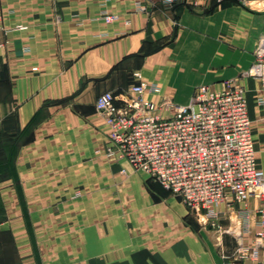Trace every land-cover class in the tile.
<instances>
[{"label": "crops", "instance_id": "0c3cea01", "mask_svg": "<svg viewBox=\"0 0 264 264\" xmlns=\"http://www.w3.org/2000/svg\"><path fill=\"white\" fill-rule=\"evenodd\" d=\"M262 37L264 0H0V140L27 141L0 180V264H227L255 249L264 200L222 204L219 227L204 225L106 154L96 101L156 84L148 99L188 105L237 78L255 104L259 82L242 74ZM243 264H264V249Z\"/></svg>", "mask_w": 264, "mask_h": 264}, {"label": "built area", "instance_id": "2783aa9c", "mask_svg": "<svg viewBox=\"0 0 264 264\" xmlns=\"http://www.w3.org/2000/svg\"><path fill=\"white\" fill-rule=\"evenodd\" d=\"M115 19L105 16L107 22ZM242 77L259 82L254 102L264 130V37ZM160 93L156 84H139L127 93L98 97L96 110L109 128L106 154L160 183L206 225L219 227L216 209L222 204L264 200V172L258 167L254 121L241 79L226 80L221 90L201 85L188 105L147 98ZM258 216L257 247L248 252L240 245L227 264L256 259L264 249V202Z\"/></svg>", "mask_w": 264, "mask_h": 264}, {"label": "rangeland", "instance_id": "374dc122", "mask_svg": "<svg viewBox=\"0 0 264 264\" xmlns=\"http://www.w3.org/2000/svg\"><path fill=\"white\" fill-rule=\"evenodd\" d=\"M227 3L230 4H243L245 3V0H227ZM244 73L242 74V76ZM160 95V94H159ZM253 96L254 94H250V108L252 109V112L257 117V109L255 108V104L253 103ZM255 128L256 133V141H259L262 145L264 143L263 137H264V130L261 126V123H254L253 124ZM20 142L17 143H11V142H2L0 140V169H5L4 174H0V180L7 178H11V171L7 169H17V155L19 151L22 150L23 147L27 146V141L23 140V137H20ZM264 147V145H263ZM4 148V149H3ZM256 149L257 152L259 151L258 145L256 143ZM259 154V153H258ZM16 156V157H15ZM202 221V220H201ZM204 225H206L204 222H202Z\"/></svg>", "mask_w": 264, "mask_h": 264}, {"label": "trees", "instance_id": "16d2710c", "mask_svg": "<svg viewBox=\"0 0 264 264\" xmlns=\"http://www.w3.org/2000/svg\"><path fill=\"white\" fill-rule=\"evenodd\" d=\"M1 137V136H0ZM7 170H10L11 172V175H12V172H13V170L12 169H7ZM4 171H6L5 169H0V174H4Z\"/></svg>", "mask_w": 264, "mask_h": 264}]
</instances>
